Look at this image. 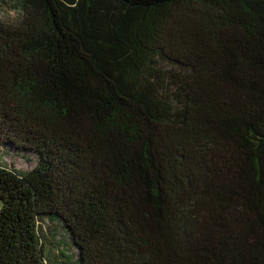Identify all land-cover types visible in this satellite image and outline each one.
Here are the masks:
<instances>
[{"label":"trees","instance_id":"1","mask_svg":"<svg viewBox=\"0 0 264 264\" xmlns=\"http://www.w3.org/2000/svg\"><path fill=\"white\" fill-rule=\"evenodd\" d=\"M16 1L0 264H264V0Z\"/></svg>","mask_w":264,"mask_h":264},{"label":"rangeland","instance_id":"2","mask_svg":"<svg viewBox=\"0 0 264 264\" xmlns=\"http://www.w3.org/2000/svg\"><path fill=\"white\" fill-rule=\"evenodd\" d=\"M15 8V6H17ZM20 4L16 0H0V20L9 23V24H16L21 19L20 13ZM13 164L24 170H29L32 168V164L26 163L25 160H21L19 158L13 159Z\"/></svg>","mask_w":264,"mask_h":264}]
</instances>
